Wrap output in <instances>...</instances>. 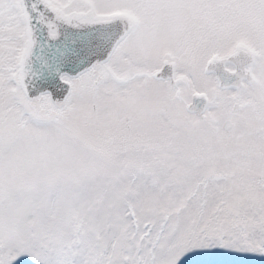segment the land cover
Listing matches in <instances>:
<instances>
[{"label":"snow or ice","instance_id":"1","mask_svg":"<svg viewBox=\"0 0 264 264\" xmlns=\"http://www.w3.org/2000/svg\"><path fill=\"white\" fill-rule=\"evenodd\" d=\"M0 264H264V0H0Z\"/></svg>","mask_w":264,"mask_h":264}]
</instances>
